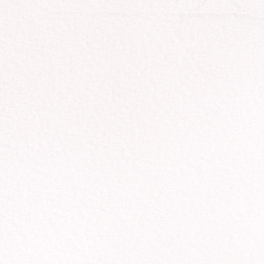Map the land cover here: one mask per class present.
I'll return each mask as SVG.
<instances>
[{"label": "snow or ice", "instance_id": "1", "mask_svg": "<svg viewBox=\"0 0 264 264\" xmlns=\"http://www.w3.org/2000/svg\"><path fill=\"white\" fill-rule=\"evenodd\" d=\"M0 264H264V0H0Z\"/></svg>", "mask_w": 264, "mask_h": 264}]
</instances>
